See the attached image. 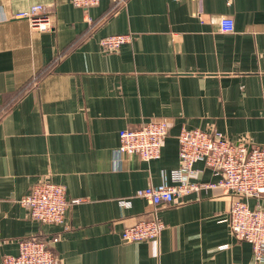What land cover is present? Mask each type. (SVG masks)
<instances>
[{"label": "crops", "instance_id": "crops-1", "mask_svg": "<svg viewBox=\"0 0 264 264\" xmlns=\"http://www.w3.org/2000/svg\"><path fill=\"white\" fill-rule=\"evenodd\" d=\"M44 4L49 30L18 12ZM234 29L220 30L221 16ZM130 33L117 51L105 35ZM169 122L161 156L119 152V134ZM264 144V0H0V264L22 239L50 241L55 264H254L230 228L232 195L202 187L156 210L136 195L172 182L182 128ZM192 180L217 182L204 160ZM66 187L64 223L21 202L33 184ZM264 207V195L248 199ZM159 216V238L127 242L126 226Z\"/></svg>", "mask_w": 264, "mask_h": 264}, {"label": "built area", "instance_id": "built-area-1", "mask_svg": "<svg viewBox=\"0 0 264 264\" xmlns=\"http://www.w3.org/2000/svg\"><path fill=\"white\" fill-rule=\"evenodd\" d=\"M101 0H72L76 6L89 7ZM121 3V0H116ZM26 18L33 29L49 30L52 18L49 9L41 3L33 4L14 15ZM231 16H221L220 30L234 29ZM131 40L130 33L105 35L100 43L106 51H117L121 45ZM169 122L162 118H152L138 128L120 131L119 152L138 154L150 161L161 156ZM180 166L171 173L172 182L150 184L137 190L136 195L145 198L153 209L162 203L180 202L181 199L202 187H221L232 195L229 223L233 235L252 243L253 263L264 264V207L252 206L248 199H259L264 195V144L249 145L233 141L220 131L200 128H182L179 135ZM204 160L220 175L217 182L200 183L192 180L196 173L194 164ZM66 187L47 180L35 182L28 194L21 198L31 217L43 223H64L71 202ZM164 228L162 219L155 215L126 226L122 232L127 242L157 239ZM2 264H55V255L48 239L33 236L22 239L17 254H7Z\"/></svg>", "mask_w": 264, "mask_h": 264}]
</instances>
